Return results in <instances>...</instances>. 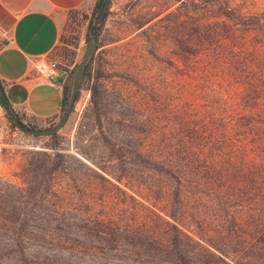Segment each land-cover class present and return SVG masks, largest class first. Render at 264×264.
Returning <instances> with one entry per match:
<instances>
[{"label":"rangeland","instance_id":"rangeland-1","mask_svg":"<svg viewBox=\"0 0 264 264\" xmlns=\"http://www.w3.org/2000/svg\"><path fill=\"white\" fill-rule=\"evenodd\" d=\"M97 1L89 0L82 8L66 14L59 43L49 58L71 72L73 78L87 44L97 43L91 76L84 79L74 110L57 135L28 134L14 127L0 105V119L11 127L0 164V214L10 215L11 204L20 195L19 188L27 186L32 164L43 162L48 153L56 162L85 173V182L81 183L85 192L78 198H90L83 204L87 213L92 210L125 224L142 225L154 220V226L159 227L161 223L142 204H149L141 197L145 172L138 173L145 159L132 151H143L150 144L148 134L156 135L151 145L157 144L160 136L178 128V119L192 108V116L197 108L201 114L209 115L225 112L227 101L247 104L251 97L253 105L258 98L263 100L259 89L245 91L253 82L246 73L249 67L241 63L245 59L256 61V69L264 70V0H110L109 13L101 22L96 15ZM97 21L101 27L95 37L91 23ZM5 43L6 36L0 32V48ZM253 106L254 112L261 108ZM24 120L41 128L59 121ZM58 153L64 158L56 157ZM79 159L92 168L95 163L109 160L111 165L124 166L126 173L122 182L108 176L114 183L110 184L93 177L94 173ZM113 170L122 172L116 167ZM134 173L139 177H133ZM41 174L40 179L47 181L49 176ZM56 178L57 183L68 180L61 172ZM71 185L77 187L73 181ZM51 207L45 201L33 205L41 215L39 226H61L42 214ZM200 209L189 205L178 212L177 220L188 231L195 230L219 244L221 239L210 221V210L204 209L209 210L207 215L199 214ZM202 215L210 218L208 224L198 222ZM94 244L100 248L95 255L47 243L43 247L32 244L30 255L23 259L2 258L0 264L154 263V257L147 258L148 251L137 247L125 245L131 253L112 252L100 247L103 245L99 242Z\"/></svg>","mask_w":264,"mask_h":264},{"label":"trees","instance_id":"trees-1","mask_svg":"<svg viewBox=\"0 0 264 264\" xmlns=\"http://www.w3.org/2000/svg\"><path fill=\"white\" fill-rule=\"evenodd\" d=\"M103 1L98 0L96 6L100 22L109 13L110 0L107 10ZM98 21L91 23L94 36L99 34L101 27ZM93 61L94 56L84 69L77 98L84 79L91 76ZM250 61L245 59L241 64L249 67L246 73L253 82L248 83L245 91L260 90L263 100L258 98L253 104L261 107L255 110L257 112L253 111L251 97L247 104L227 101L223 113L203 115L197 108L192 116V108L178 119V128L160 136L157 144L151 145L156 135L148 134V147L132 151L145 159L138 173L145 172L141 197L149 204H142L161 223L159 227L154 226V220L142 222V225L125 224L92 210L87 213L83 204L90 198H78V194L85 192L81 185L85 182V173L56 162L51 154L45 153L43 162H34L29 169L27 186L19 188L20 195L18 200H13L10 215L0 214V259H23L31 254V246L43 247L45 243L74 253L95 255L100 248L94 243L99 242L103 245L100 247L112 252L131 253L125 245L146 250L147 258H155L153 264H264V70H257L256 61ZM70 88L69 84L65 87L62 113ZM1 89L4 90L3 85L0 105L4 108ZM18 116L24 123L25 120ZM7 117L17 127L13 119ZM24 124L41 128L33 122ZM57 133L50 135L55 137ZM55 156L64 158L60 153ZM79 163L87 166L94 173L93 177L96 175L110 184L114 183L108 176L122 182L126 173L124 166L111 165L109 160L95 163V168L81 159ZM113 167L122 172H116ZM60 172L67 181L57 183L56 175ZM40 173L49 176L48 180L40 179ZM72 181L77 185L75 189ZM43 192L46 195H42ZM44 201L52 207L42 214L48 221L61 226L38 225L41 215L32 207ZM189 205L201 208L199 214H207L210 210L212 219L208 214L202 215L198 222L208 224L210 220L216 225V235L221 239L219 244L195 230L188 231L185 224L177 220L178 212ZM207 208L209 210H204ZM71 220L73 222L68 224ZM154 251L158 254H152Z\"/></svg>","mask_w":264,"mask_h":264},{"label":"crops","instance_id":"crops-1","mask_svg":"<svg viewBox=\"0 0 264 264\" xmlns=\"http://www.w3.org/2000/svg\"><path fill=\"white\" fill-rule=\"evenodd\" d=\"M89 0H0V80L13 109L23 119L60 120L66 84L42 75L37 65L58 45L69 11Z\"/></svg>","mask_w":264,"mask_h":264},{"label":"water","instance_id":"water-1","mask_svg":"<svg viewBox=\"0 0 264 264\" xmlns=\"http://www.w3.org/2000/svg\"><path fill=\"white\" fill-rule=\"evenodd\" d=\"M107 3H108V0L103 1V7L104 8L107 7ZM98 14H99V12L96 13V15H98ZM95 37H96V35H95ZM96 45H97L96 41H92V42H89L87 44L86 51H85L83 57L81 58V60L77 63V65L75 67L73 78H72V75H70L68 79H65L64 77H61L59 79V82L61 84H66V85H68L71 81L70 96L68 99L67 106H66L60 120L58 121L57 124H55L53 126L46 127V128H33V127H30V126L22 123L18 114L15 111H13L11 109V107L9 106L8 99L4 93V90L1 89V93H2L3 98H4V105L3 106H4L5 113L7 114V116H9L13 119V121L17 127H19L22 131H24L28 134L50 135V134L58 132L66 124L67 120L69 119V117L72 114L74 107H75V102L77 99V93L79 90L80 81H81L84 69L86 68L91 57L93 56L95 49H96ZM0 88H2L1 82H0Z\"/></svg>","mask_w":264,"mask_h":264},{"label":"built area","instance_id":"built-area-1","mask_svg":"<svg viewBox=\"0 0 264 264\" xmlns=\"http://www.w3.org/2000/svg\"><path fill=\"white\" fill-rule=\"evenodd\" d=\"M38 71L50 80L60 79L64 77L68 79L71 72L62 70L56 61L47 59L40 60L37 65ZM10 125L0 119V164L2 162L5 147L8 137L10 136Z\"/></svg>","mask_w":264,"mask_h":264}]
</instances>
